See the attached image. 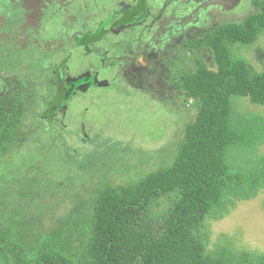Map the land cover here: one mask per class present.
<instances>
[{
	"label": "trees",
	"instance_id": "obj_1",
	"mask_svg": "<svg viewBox=\"0 0 264 264\" xmlns=\"http://www.w3.org/2000/svg\"><path fill=\"white\" fill-rule=\"evenodd\" d=\"M263 32L264 16H250L217 27L200 42L211 61L201 55L173 82L197 110L178 155L159 174L97 193L87 242L93 264H264V255L251 252H208L198 234L207 219H223L264 190V116L241 112L233 101L248 98L264 107V72L254 73L239 52ZM24 110L10 109L0 120L2 155L17 144ZM0 261L77 264L48 235L28 248L0 234Z\"/></svg>",
	"mask_w": 264,
	"mask_h": 264
},
{
	"label": "rangeland",
	"instance_id": "obj_2",
	"mask_svg": "<svg viewBox=\"0 0 264 264\" xmlns=\"http://www.w3.org/2000/svg\"><path fill=\"white\" fill-rule=\"evenodd\" d=\"M256 44V49L238 48L252 71L262 73L264 33ZM155 94L159 97L134 89H95L76 96L64 118L71 135L63 142L48 134L33 142V124L26 121L17 144L0 161V234L28 248L48 235L77 264H93L87 242L97 193L168 169L195 118L194 102L183 94ZM233 101L241 112L264 116V107L248 98ZM198 234L208 252L264 255V190L223 219H207Z\"/></svg>",
	"mask_w": 264,
	"mask_h": 264
},
{
	"label": "flooded vegetation",
	"instance_id": "obj_3",
	"mask_svg": "<svg viewBox=\"0 0 264 264\" xmlns=\"http://www.w3.org/2000/svg\"><path fill=\"white\" fill-rule=\"evenodd\" d=\"M250 16H264V0H0V120L25 109L21 129L32 122L33 142L47 134L63 142L78 95L180 96L173 82L206 59L203 38Z\"/></svg>",
	"mask_w": 264,
	"mask_h": 264
}]
</instances>
